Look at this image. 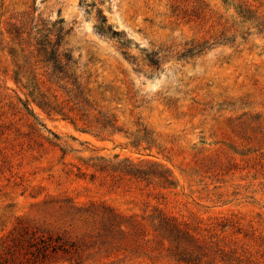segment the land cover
<instances>
[{"label":"rangeland","instance_id":"rangeland-1","mask_svg":"<svg viewBox=\"0 0 264 264\" xmlns=\"http://www.w3.org/2000/svg\"><path fill=\"white\" fill-rule=\"evenodd\" d=\"M36 25L92 125L16 84ZM23 227L78 246L42 264H264V0H0V253Z\"/></svg>","mask_w":264,"mask_h":264},{"label":"trees","instance_id":"trees-1","mask_svg":"<svg viewBox=\"0 0 264 264\" xmlns=\"http://www.w3.org/2000/svg\"><path fill=\"white\" fill-rule=\"evenodd\" d=\"M33 29H36L33 36L34 44L30 42L32 29L22 31L21 28L16 27L15 35L13 32H9L10 35H13L14 43L17 45L10 50L16 67L14 72L16 84H23L24 79L28 83L32 82L34 84L38 81L35 71L38 68H45V74L41 75L47 76V82L59 85V88L69 97L66 101L70 102L71 100L74 102L75 106L73 108L78 111L81 120L92 125L90 112L96 109L92 108L89 98L86 96L72 55L62 50L61 29L56 34L50 29L39 28L38 25L34 26ZM45 30L48 33H45ZM113 33L118 35L117 32ZM25 34L27 35L26 41L23 37ZM32 47L34 48L31 49ZM21 59L23 62H21ZM157 61L150 59L152 65H157ZM40 64L41 67H37ZM26 84L22 86L28 89ZM37 104L49 115L54 113L52 106L42 103ZM24 107H29L27 101L24 102ZM55 113L58 112L55 111ZM97 123L101 124L98 121ZM102 127L107 126L102 125ZM59 252L69 255V259H79L78 246L69 243L63 236L39 234L37 231H29L28 228L23 227L8 240L4 253H0V264H42L50 262Z\"/></svg>","mask_w":264,"mask_h":264}]
</instances>
